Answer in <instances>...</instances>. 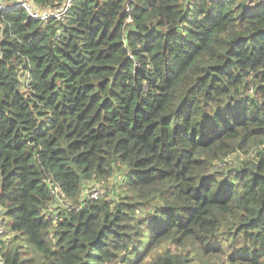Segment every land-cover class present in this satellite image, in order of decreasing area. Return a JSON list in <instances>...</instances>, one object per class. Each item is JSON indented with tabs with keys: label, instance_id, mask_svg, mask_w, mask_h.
<instances>
[{
	"label": "trees",
	"instance_id": "trees-1",
	"mask_svg": "<svg viewBox=\"0 0 264 264\" xmlns=\"http://www.w3.org/2000/svg\"><path fill=\"white\" fill-rule=\"evenodd\" d=\"M0 208V264H264V0L0 11Z\"/></svg>",
	"mask_w": 264,
	"mask_h": 264
},
{
	"label": "built area",
	"instance_id": "built-area-1",
	"mask_svg": "<svg viewBox=\"0 0 264 264\" xmlns=\"http://www.w3.org/2000/svg\"><path fill=\"white\" fill-rule=\"evenodd\" d=\"M75 0H63L62 2H60L58 5H56L55 7H41L44 8V12L43 13H39L37 9H35L31 3L30 0H0V11H11L14 8L17 7H22L24 8L30 17L35 18V19H42L43 21L47 20L50 17L56 18L59 21H62L65 19L69 9L72 6V3ZM22 76L24 77V79L22 80L24 83L23 86H26L27 83L30 81V75L28 71H22L21 72ZM101 186H103L102 184H99ZM99 186L97 188H93L90 187L87 189L84 198L85 197H90V198H94V199H99L101 197L104 196L102 187ZM104 187V186H103ZM52 194L55 195L56 197H62L63 201L65 200V194L61 191V189L57 186L52 187ZM1 209V208H0ZM1 222L4 224L1 225ZM5 227V222L3 220V216L1 219V210H0V235H2L4 233V228Z\"/></svg>",
	"mask_w": 264,
	"mask_h": 264
},
{
	"label": "rangeland",
	"instance_id": "rangeland-1",
	"mask_svg": "<svg viewBox=\"0 0 264 264\" xmlns=\"http://www.w3.org/2000/svg\"><path fill=\"white\" fill-rule=\"evenodd\" d=\"M258 1V0H257ZM24 77L21 75V80H23ZM23 82V81H22ZM24 84V83H23ZM23 88H25L23 86ZM243 158V154H241L240 156V159ZM125 172V167H118L116 169V172L108 179V180H94V181H90L87 183V186L89 187H92V189L94 188H97L101 185L99 184H102L103 186L102 187V190H103V193H104V199H119L120 198V195L124 193V190L122 189V173ZM66 203V200L63 201V198L62 197H56V203L52 206L53 210L55 212H58L60 209H62ZM4 212H5V209H3L1 211V219H2V216H3V220H4ZM60 212V211H59ZM58 212V213H59ZM5 222V227L4 228V240L7 239V238H10L11 234L8 232V226H7V221H4ZM1 225L4 226V224L1 222Z\"/></svg>",
	"mask_w": 264,
	"mask_h": 264
},
{
	"label": "water",
	"instance_id": "water-1",
	"mask_svg": "<svg viewBox=\"0 0 264 264\" xmlns=\"http://www.w3.org/2000/svg\"><path fill=\"white\" fill-rule=\"evenodd\" d=\"M30 3H31V5L35 8V9H37L38 10V12L41 14V13H43L45 10H44V8H41L36 2H35V0H30Z\"/></svg>",
	"mask_w": 264,
	"mask_h": 264
}]
</instances>
